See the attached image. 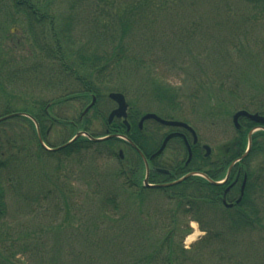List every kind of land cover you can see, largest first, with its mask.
I'll use <instances>...</instances> for the list:
<instances>
[{"label": "trees", "instance_id": "obj_1", "mask_svg": "<svg viewBox=\"0 0 264 264\" xmlns=\"http://www.w3.org/2000/svg\"><path fill=\"white\" fill-rule=\"evenodd\" d=\"M56 1L0 0V31L7 32L0 38V117L15 111L30 113L46 142L55 126L76 131V122L58 117L53 108L76 99L90 102L93 95L98 104L100 79L105 81V91L129 89L139 99L144 97L147 107L176 111L189 96L191 100L207 98L202 104L205 111L212 108V99L228 109L229 103L239 100L244 109L264 114V0H188L186 8L171 5L182 0H64L60 5ZM64 4L69 15L57 11ZM87 13L91 18L85 29L101 50L80 44L70 51L76 20ZM14 29L22 36L15 38ZM173 75L179 82L169 78ZM41 91L52 96L45 99ZM208 102L211 105L206 106ZM131 109L129 132L120 122L109 129L120 126L118 131L150 153L156 141L145 138L138 127L141 112ZM88 114L79 129H88ZM254 125L242 120L235 145L226 144L229 159L243 152ZM120 142L117 138L95 142L81 136L63 148L47 150L38 140L32 119L14 116L0 122V264H264V210L256 205L264 195V161L251 166L255 155L263 159L264 130L254 133L252 149L241 161L248 181L234 209L222 207V186L198 176L166 188L144 187V166L138 156L114 171L115 178L122 179L117 186L111 185L109 177L90 181L78 177L77 188L57 176L73 153L95 150L114 156ZM31 156L41 163L54 160L53 174L24 169ZM205 160L196 148L191 169L208 172ZM75 191L76 196L90 191L84 207L74 200ZM6 193L17 198L18 209L41 210L49 202L43 212H51L52 220L27 231L12 229L4 220ZM92 193L100 196L95 202ZM158 193L161 196L147 201ZM70 206L76 210L74 219L80 228L69 220ZM63 211L67 228L59 225L58 234L67 231L76 240L75 254L69 258L64 257L66 250L60 243L72 245L70 238L61 235L55 239L59 244L51 243L50 234L55 233L50 231ZM214 215L215 222H206ZM190 218L199 221L206 235L186 249L182 241ZM87 219L95 230L81 227ZM102 227L104 231L96 232ZM260 242L263 247L258 249Z\"/></svg>", "mask_w": 264, "mask_h": 264}, {"label": "rangeland", "instance_id": "obj_2", "mask_svg": "<svg viewBox=\"0 0 264 264\" xmlns=\"http://www.w3.org/2000/svg\"><path fill=\"white\" fill-rule=\"evenodd\" d=\"M64 0H57L55 3L60 5L62 4ZM172 6H178V5H184L183 8H186L188 5V0H182L180 2H174L171 4ZM171 6V9L173 10L174 8ZM57 11H60V13L65 14V15H69L70 10L67 7V4H64L60 9H57ZM104 12V11H103ZM91 18V14L87 13L85 16L81 15V21L78 19L76 20V24L74 25V29L72 32V43L70 44V46L68 47L70 51H76V47L80 44H88V45H84L81 46L83 48L86 47H91V51H100L101 49H96V43L94 42L95 40L92 37V34L86 30V26H87V20H89ZM152 18V17H151ZM164 20L166 22H168L170 24V26H172L170 19L163 17ZM14 25H12L13 27ZM153 26H158L157 24H153ZM14 28V27H13ZM203 30V29H202ZM200 31L199 33L203 34V31ZM14 31L17 34H13V36L15 38H18L19 36H22V32L17 31L16 29H14ZM7 34V32L4 31H0V38L4 37ZM80 47V48H81ZM138 49V48H135ZM170 79L173 80V82H179V78H177V76L173 75L172 77H169ZM124 82L128 85L127 81L124 80ZM97 85H100V89H98L99 91L102 92L101 94V98H100V102H98L97 106L95 109H93L88 116L86 117V119L90 120V123L88 124V128L90 131H92L93 133H97V134H102L104 132L105 129V125H104V120L102 117H106L108 112L114 107V104L112 103V101H110L107 97V93L109 91H105L106 88V84L105 81L100 79V81H98ZM24 90V89H23ZM74 90H76V92H79L78 88H74ZM128 92H123L126 95V98L128 100V102L131 104L132 107H134L136 110L138 111H148V110H152L155 111L158 110L164 114H170L171 113H175V114H180L182 117L185 119V121L187 120L189 124H191L197 131L198 137H199V144L200 145H208L211 148V155H210V159L213 158V160L217 159V156H221L222 155V151L225 149L226 146H224L225 144H228L229 142H232L233 140H235V136H236V130L233 126V122H232V114L238 109H244V107H242V102L238 100L237 101H233L231 103H229V109L221 103H217L216 99H214L215 101H212V105L210 104V102H208V104L206 106L211 105L212 108L209 110H204V105H202L204 103V100L207 98H202L199 100H191V97H186L185 100L182 101V104L180 107H178V109L176 111H172V110H168L167 108L165 109V107L163 108H156L157 106H150L147 107L145 105V103H142V99L144 100V97H140L136 96L134 93H130L129 89H127ZM25 91V90H24ZM104 94H106L105 96H103ZM40 95H42L45 99H48L52 96V94H50L49 92H44L41 91ZM137 100V101H136ZM140 100V101H138ZM89 101H84V100H72L66 103H62L59 104L57 106H55L52 110V113H54L55 115L61 117V118H65L66 121H78V118L81 114L82 109L84 108V106H86V104ZM219 102V101H218ZM20 104V103H19ZM18 104V105H19ZM158 105V104H157ZM208 114V115H207ZM99 116V118H96V116ZM167 116V115H166ZM155 125L151 122L148 121L147 122V128L148 130H150L151 128H153ZM76 129V128H75ZM169 128L167 127H162V131L165 132L167 131ZM75 132L74 128H71L69 126H55L54 130L50 133L49 137H48V143H50V145H60L61 143H63V141H66L68 139L69 136H71L73 133ZM19 135H22V131L19 132ZM122 150L123 152H125L124 154V158L123 160H121L120 158H118L117 154L114 156H109L106 152L103 153H98L95 150H89V151H82L81 153H73V157H68V161L64 162L63 164L66 165V169L61 170L59 173H57V176L59 175L60 177V181H66L67 179L70 181V183L72 184V186L75 187H79L81 185V179L90 181L92 179L95 180V178H110L112 179L111 185L115 184L116 186L118 184L122 183V179L121 178H115L114 176V171H116L117 169H119L120 167H122L123 165L125 166V164L129 163V160L132 161L134 159V157H132V155L134 154L131 149L129 147H127L126 145H122ZM179 150V158L182 159V162L185 161L186 159V154L183 151V149H181V147H178ZM116 152H118V149L116 150ZM203 152L206 151L203 148V151L201 152L203 154ZM171 154V149H168L163 157L164 159H168L170 157H168V155ZM31 155V154H30ZM171 156V155H170ZM77 158V160H76ZM264 161V156L262 159V156L255 155V157L252 160L251 166L255 167L260 165L262 162ZM56 165V162L54 160H51L50 158L45 159L42 163L38 162L35 160V158H33L31 156V159L27 161L26 166L24 169L26 168H34V172L37 170H40L41 172H45L50 174H53V169ZM71 167V168H70ZM251 168V167H250ZM74 171V174L71 172L72 170ZM121 169V168H120ZM254 169V168H251ZM76 171L78 173H76ZM55 177V176H54ZM78 177H81V179H78ZM37 179L36 175L33 177V180ZM45 179L43 177H40L39 180ZM90 191L84 192L81 195H77L76 196V191L74 192V194L72 195L74 200H77L78 204L80 206H85L84 203H88L89 199L86 198V196L88 195ZM94 198V202L96 199H99L100 196H97L95 194H89ZM158 196H161V194H155L152 195L151 197L148 198L147 201H149V199L151 198H158ZM127 197V196H125ZM16 200L17 198L13 197L11 194L6 193L5 196V201H6V213L4 214V220H6V222H8V224L12 227V229H21V230H29V228H37L40 225H46L49 224L50 220H52V216H51V212H43L45 211V209L48 208L49 206V202H46L45 207L41 210H34L31 211L28 208H24V207H20L19 209L16 207ZM127 201V200H126ZM146 201V202H147ZM154 202H161L162 199H154ZM128 202V201H127ZM167 203V202H166ZM260 204L262 209L264 210V195L263 198L261 200H258L256 202V205ZM128 204H130L128 202ZM131 206V205H130ZM134 207V206H133ZM260 207V206H257ZM70 210V217L69 220L73 221V223L75 222V226L77 228H80V224L76 219H74L76 210L74 208H72L71 206L68 207ZM95 206L92 207V209H94ZM85 210H87V208H84ZM66 212L63 211L62 214L58 213V220H56V222L54 223V228L50 231V233H55V234H50L51 235V243L52 244H59L57 242H55L56 238L61 237L62 232H59L58 234V230L56 228L59 227V225L62 227L63 230H65L66 224L65 222L63 223L64 220V214ZM88 216L91 215V213H87ZM213 218V219H212ZM186 219L183 218L182 223L184 224L186 221ZM206 220V219H205ZM211 220H213V222H215L216 217L215 215L211 218H207L206 222H210ZM218 220V219H217ZM188 224L189 226L192 228L191 233H189L188 235L183 236V238H185L186 245H189V242L194 241L195 239L197 240L201 235H202V230L200 228V225L197 221L195 220H188ZM35 226V227H34ZM75 226L73 228H75ZM82 228H88L90 230H95V227L92 224V221H90V219H87L81 226ZM56 229V230H55ZM100 230L104 231V228L102 227V229H97L96 232H98ZM189 231V229H188ZM31 232V230H30ZM257 234L254 235L255 240H257V238L259 237V232H256ZM194 235V237L190 238V235ZM62 237L64 239L66 238H70L72 241V245L69 244V242L67 241H63L60 243V245H62L66 252H65V258H69L71 255L75 254L72 253V248H74L76 250V240L74 241L72 237H68V233L67 231L64 232V234L62 235ZM111 236H108V238H110ZM34 238V240H37L36 237L33 235L32 239ZM99 238V237H97ZM264 238V237H263ZM102 239V238H100ZM262 239V238H261ZM98 242V241H97ZM46 243V242H45ZM48 243H50V240L48 239ZM49 245V244H48ZM256 246H258L259 248L263 247V242H260L258 245L256 243ZM26 257L29 261L30 259L28 258V256H24Z\"/></svg>", "mask_w": 264, "mask_h": 264}, {"label": "water", "instance_id": "obj_3", "mask_svg": "<svg viewBox=\"0 0 264 264\" xmlns=\"http://www.w3.org/2000/svg\"><path fill=\"white\" fill-rule=\"evenodd\" d=\"M109 96L113 100H115L117 102V104H118L117 108H115L114 110L111 111V113L109 115V121H112V119H113L114 116H118V117L126 116L127 115V113H126L127 103H126V100H125L124 95L122 93H120V92H111L109 94ZM94 101H95V98L93 99V102ZM241 116H245V117H247V118H249L251 120H254V121H257V122H260V123H264V116L263 115H261L259 113H250V112H248L246 110H240V111H238V112H236L234 114V122L236 123L237 126H238V118L241 117ZM145 119H155L156 121H158V122H160L162 124H165V125H174V126H184V127H187L194 134V136L196 138V133H195L194 129L192 127H190L188 124H186L185 122H183V121L165 119V118H162V117L158 116L155 113H146L145 115H143V117L141 119V123ZM82 134H83V132H78L77 135L75 136V138L78 137V136H80V135H82ZM173 135L174 134L172 133V134H169L168 136H166V138L164 139V141H163L160 149L156 153H154L152 155V157L162 151V149L165 147L167 141ZM250 146H251V139H250V143H249V148H250ZM188 148L190 150L189 144H188ZM206 148L208 149L207 146H206ZM248 151H249V149L244 153V155L242 157H244L245 155H247ZM190 154H191V151H190ZM191 174H187L186 176H184V178L185 177H188ZM182 179H180V180H182ZM180 180H178V181H180ZM145 181L147 182V180H145Z\"/></svg>", "mask_w": 264, "mask_h": 264}, {"label": "flooded vegetation", "instance_id": "obj_4", "mask_svg": "<svg viewBox=\"0 0 264 264\" xmlns=\"http://www.w3.org/2000/svg\"><path fill=\"white\" fill-rule=\"evenodd\" d=\"M164 163H165V160H162L160 156L154 158L153 160H150V165H152L153 167H155L156 164H160L161 165V164H164ZM239 173H240V169L238 170V177H239Z\"/></svg>", "mask_w": 264, "mask_h": 264}, {"label": "bare ground", "instance_id": "obj_5", "mask_svg": "<svg viewBox=\"0 0 264 264\" xmlns=\"http://www.w3.org/2000/svg\"><path fill=\"white\" fill-rule=\"evenodd\" d=\"M208 163V162H207ZM195 235V234H194ZM194 235L192 234V235H190V238H192V237H194Z\"/></svg>", "mask_w": 264, "mask_h": 264}]
</instances>
